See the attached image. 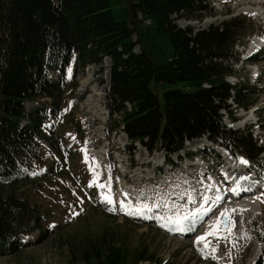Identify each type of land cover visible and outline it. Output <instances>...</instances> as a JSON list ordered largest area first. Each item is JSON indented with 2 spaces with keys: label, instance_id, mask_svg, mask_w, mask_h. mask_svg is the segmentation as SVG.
Returning <instances> with one entry per match:
<instances>
[{
  "label": "trees",
  "instance_id": "obj_1",
  "mask_svg": "<svg viewBox=\"0 0 264 264\" xmlns=\"http://www.w3.org/2000/svg\"><path fill=\"white\" fill-rule=\"evenodd\" d=\"M196 1L203 2L0 0V249L15 252L20 235L48 232L41 226L45 215L28 204L22 191L33 183L31 175L44 159L34 135L47 136L37 118L27 129L20 124L25 101L52 97L62 109L65 91L51 86L48 70L67 64L73 50L80 53L82 69L111 59L108 102L122 114L132 141L152 151H174L209 134L264 169L263 148L251 135L239 136L224 125L220 113L234 99L226 80L233 71L224 62L233 56L245 28L235 20L194 37L173 25L171 16L189 11ZM137 45L140 54L133 53ZM235 91L238 107L252 106L241 89ZM125 103L132 105L130 112ZM118 241L107 239L105 231L99 242L86 237V249L67 264L153 261L145 249L131 253Z\"/></svg>",
  "mask_w": 264,
  "mask_h": 264
},
{
  "label": "rangeland",
  "instance_id": "obj_2",
  "mask_svg": "<svg viewBox=\"0 0 264 264\" xmlns=\"http://www.w3.org/2000/svg\"><path fill=\"white\" fill-rule=\"evenodd\" d=\"M261 8L250 5L249 0H205L201 3L196 1L189 11L172 15L171 19H175L173 25L177 28L190 30L194 37L199 32L208 33L213 29L221 30L227 22L238 20L244 26L245 31L238 34L239 43L233 50L232 58L224 62V66L233 71L234 75L227 78L232 85L237 83L244 85L248 74L250 83L254 82L256 67L247 61L249 59L246 58V55L250 53L253 38L264 33V14H262L264 9ZM253 11L262 13H253ZM136 18L141 20L143 17L139 14ZM251 39L253 41L249 48L248 46L242 47L245 42H249ZM140 52L137 45L133 53L140 54ZM258 65L263 74L262 77H264V59ZM111 68L112 62L108 57L103 58V63L100 66L86 65L82 69V66L77 65V69L68 81L70 87L65 88L64 111L48 122V130H51L48 134L50 143H60L61 138L66 136L69 137L71 144L77 145L78 149L83 151L84 159L88 163L87 168L92 174L91 181L97 187H99L98 185H105L104 188L99 187V195L102 197L100 203L102 204L105 203V196L109 191L112 192L110 197L113 203L115 202V197H117L115 192L121 193L123 191L118 190L117 186L121 188V185L125 184L124 182L135 184L131 181L133 179L126 178L128 166L131 168L129 176L138 175L139 179L142 177L145 180L147 177H153L156 172L155 169L160 166L164 156L166 157L164 151L150 153L141 142H131L125 136L122 128L121 130L120 128L116 129L110 137H107V129L116 124V122L110 124L111 118L107 114L106 95L110 91L109 72ZM259 90V86H257L254 90L255 94L248 95L249 103L252 101L254 106L253 108L251 106L248 112L245 110L243 112L238 111L236 114L237 122L230 123L231 120L225 110H222L221 113L224 115V124L234 127L233 129L237 130L239 136L251 134L254 140L258 139V144L264 149V128L261 135L262 141L260 135H257V129L250 131L247 129L248 127L245 128V124L254 123L256 120L261 121L259 123V125L262 123L260 128L264 127V91L260 92ZM44 101H49V99L45 98ZM227 105H230L231 109L234 110L235 104L232 101L229 100ZM253 111L257 112L253 113ZM114 119L121 121L120 115H115ZM53 125L55 129L52 127ZM204 139L206 140L205 143L212 146L211 153H217L219 148H222L218 142ZM196 143L197 141H191L185 150L179 154L180 158L178 159H183L181 164L184 168H188L190 164V160L185 158L186 154L190 153L193 148L199 150L198 146H195ZM200 145V151H208L204 143ZM42 147L46 155L45 164H47L55 156L51 154L49 146L42 145ZM105 150L114 154L124 155L125 153L122 158L125 162L124 167L119 170L115 169ZM73 151L76 153L74 149ZM201 154L207 155L208 152ZM228 155L230 154L225 153L226 159ZM262 156L264 157V153ZM178 159L177 156L172 158L176 162L174 163L176 169L179 167L177 162L180 161ZM232 159L237 161V157H232ZM210 160L211 162L214 161L212 158ZM59 165L61 169L57 172H61V175L48 174L43 180H37V184H29L22 189L25 190V198L28 199V204L37 205V208L46 215V218L41 221V226L45 229H51L49 235L39 237V232L35 231L31 235V237H35V240H29V243L26 242V245L17 248L15 252L0 251V264H67L71 259L77 261L76 253L78 250L86 249L84 247L86 237L99 242L103 231H105L107 239L113 237L119 239L118 242L128 246L131 253L145 249V256L153 261L141 262L140 264H248L249 260L256 255L258 247L260 254L264 257L263 198L255 199L259 203L256 208L248 209L252 211L245 214L241 212L244 222L241 221L240 213L238 215L237 213L233 214L228 217L225 230L216 229L215 238L214 236L206 237L205 242L208 244L211 253L210 259L209 256L201 254L203 247L201 242L197 246H194L192 242L207 227L205 221L199 225L197 230L191 232L192 234L188 233L191 235L179 237L158 230L151 224H146L154 223V221L146 223L129 222L114 212H107L108 215L104 212H98L99 209H96L95 206L100 208L102 206L89 200V194L85 191L84 184L78 180L76 171L79 170V162L75 160L72 164L71 161L67 160L64 163H59ZM167 169L170 170L171 166ZM179 172L184 173L182 170H177V173ZM216 175L213 174L212 177ZM190 186L189 184L186 189L192 192ZM146 195L149 196L150 192H147ZM176 197L180 200L178 196ZM183 206L184 204H181L176 207L174 218L178 215H184ZM204 208H208V206ZM258 208L261 210L257 211ZM209 209L212 210L208 221L214 216H222L220 209L215 211L213 207H209ZM102 210L105 211L103 208ZM160 222L162 224V221ZM222 230L226 232L225 235H222L224 233ZM212 238H214L213 241ZM259 258L255 264L259 262Z\"/></svg>",
  "mask_w": 264,
  "mask_h": 264
},
{
  "label": "bare ground",
  "instance_id": "obj_3",
  "mask_svg": "<svg viewBox=\"0 0 264 264\" xmlns=\"http://www.w3.org/2000/svg\"><path fill=\"white\" fill-rule=\"evenodd\" d=\"M249 4L252 5V6H255V7H258L259 6V7H262L261 9H264V5H263L264 4V0H249ZM259 12L260 11H253V13H259ZM261 13H259V14H261ZM262 14H264V13H262ZM260 43H261L260 38H255L254 41H253V43H252V46H251V51H253L258 46H260ZM200 144H197L196 145V146H198V149L199 150H197V149H195V150L200 151V146H201ZM231 156L232 155H228L227 156V159H226V160H229V162H228L229 165L236 166L238 163H240V161H241L240 158L237 157V161H235V160L232 159L233 156L232 157ZM165 160H166V157L164 156L163 161L160 163V166H159L160 168L163 166V163H164ZM174 165H175L174 163L169 162V164H168V166L166 168H170V166H171V169L174 170V169H176V166H174ZM159 167H157V168H159ZM229 168L230 167H225L221 171V173H218L217 175L215 174L216 176L212 177L216 181H220V180L223 179V184H224V187L226 188V190L229 191L230 193H233V195H235L232 198L231 204L226 205V209L224 210L223 215L222 216L217 215V217L214 216L212 219H210L208 221L209 217L211 216L210 214H211V210L212 209H210L206 214H203V215L199 216L198 219H196V222L192 225V228L190 230L185 231V232H179V231L173 230L171 232L173 234L175 232L188 234V233H191V232L194 231V229L197 226V223H200V222L203 223L205 221L204 223L205 224L207 223V227L204 228L203 233H201L199 236L197 235L198 237H196V239H194L192 241L193 244H194V246H197V244L200 243V242L202 243V246L203 247H202V251L201 250L200 251H201V254L204 255V256H209L211 254V253H209L207 251L208 250L207 249L208 248L207 247L208 244L205 242V239H206L207 236H214L215 237L217 235L216 229H221V227L219 225V220L222 217H226V218L229 217L232 214L233 211H234V213H237V214L240 213L241 214V212H245L248 209L256 208V205H258V203H259V202L257 203V201L254 199V197L253 196L251 197V195H248V196H246V198H243L246 195V194H243V192L255 190L256 187H253V185H251V187H249V188H247V187H239V188H237V187L233 186V183L236 180H240V178L234 177L233 176V173L230 172V170H228ZM236 170L237 169H234V172ZM231 171H233V170H231ZM241 179H243V178H241ZM242 181H243V183H246V181H244V180H242ZM234 184H236V183H234ZM186 190L188 191V189H186ZM110 207H112V206H110ZM223 207H224V204H222V209H223ZM242 208H245V211H242ZM258 210H261V209L258 208L257 211ZM219 211H221V210H219ZM129 212H131V211H128L127 212V215H129L130 219L133 220V221L150 222V221H153V219L155 218V214L152 211L151 212H147L145 210L141 214H135V211L132 212L133 214H128ZM160 224H161V222H160ZM185 224L187 225V222H185ZM161 225L163 227H166L167 225H169L170 226L169 228H172V229H175L176 228V225L169 223L168 219L166 221H162V224ZM200 237H203L204 239L203 240H198V238H200ZM260 255H261L260 254V249L258 247V250L256 252V255L253 258H251V260H249L248 264H255L256 263V260L260 257Z\"/></svg>",
  "mask_w": 264,
  "mask_h": 264
},
{
  "label": "snow or ice",
  "instance_id": "obj_4",
  "mask_svg": "<svg viewBox=\"0 0 264 264\" xmlns=\"http://www.w3.org/2000/svg\"><path fill=\"white\" fill-rule=\"evenodd\" d=\"M241 162L245 163V164L248 163L246 160H243V158H241ZM98 186L100 188L105 187V185H98ZM105 199H106L107 203H109V204L113 203L110 196H105ZM215 199L219 200L220 196L217 195ZM189 200L194 204L196 203V201L191 196H189ZM205 202H208L207 197H205ZM121 203L123 206V202H121ZM145 210L147 212H151V207H149L148 204H144V205H142V207H138L135 210V214H141ZM208 211H209L208 208H198L195 212H189L187 209H185L183 216L178 215L175 219H172L171 217H169L168 218L169 223L176 225L175 229L169 228V231L175 230V231H179V232H185V231L190 230L192 228V225L196 222V219H198L199 216L206 214ZM128 214H133V213L129 212ZM185 222H187V225L185 224ZM203 239H204L203 237L198 238V240H203Z\"/></svg>",
  "mask_w": 264,
  "mask_h": 264
},
{
  "label": "water",
  "instance_id": "obj_5",
  "mask_svg": "<svg viewBox=\"0 0 264 264\" xmlns=\"http://www.w3.org/2000/svg\"><path fill=\"white\" fill-rule=\"evenodd\" d=\"M259 264H261V263H259Z\"/></svg>",
  "mask_w": 264,
  "mask_h": 264
}]
</instances>
